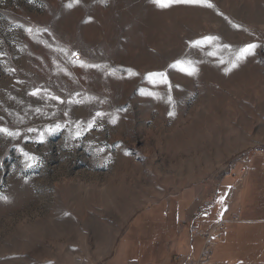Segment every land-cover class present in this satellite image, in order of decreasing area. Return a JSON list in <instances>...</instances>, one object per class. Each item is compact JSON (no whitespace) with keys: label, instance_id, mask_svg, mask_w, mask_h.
Returning <instances> with one entry per match:
<instances>
[{"label":"rangeland","instance_id":"374dc122","mask_svg":"<svg viewBox=\"0 0 264 264\" xmlns=\"http://www.w3.org/2000/svg\"><path fill=\"white\" fill-rule=\"evenodd\" d=\"M208 2L0 0V264H104L146 206L241 186L264 0Z\"/></svg>","mask_w":264,"mask_h":264},{"label":"crops","instance_id":"0c3cea01","mask_svg":"<svg viewBox=\"0 0 264 264\" xmlns=\"http://www.w3.org/2000/svg\"><path fill=\"white\" fill-rule=\"evenodd\" d=\"M225 177L234 182L225 185L222 209L217 195L207 201L210 209H200L191 190L148 205L132 216L103 263L177 264L178 255L198 257L204 238L193 234L191 227L208 231L215 221L222 220L219 238L214 237V262L264 264V150L252 157L241 186L235 188L236 180Z\"/></svg>","mask_w":264,"mask_h":264},{"label":"built area","instance_id":"2783aa9c","mask_svg":"<svg viewBox=\"0 0 264 264\" xmlns=\"http://www.w3.org/2000/svg\"><path fill=\"white\" fill-rule=\"evenodd\" d=\"M263 147H254L250 150L244 151L238 158V166H239V174L240 180L239 182L246 177L251 159L254 155H259L263 153ZM236 163V164H237ZM233 188L230 189V191ZM196 201H199L198 198H195ZM211 205L207 204L202 206L203 210L210 209ZM223 221H215L208 231H203L200 227H191V232L195 235L202 236L204 238V243L201 249V252L198 257H194L191 253L181 254L176 257L177 264H216L213 260V252H214V237L219 238V232L222 228Z\"/></svg>","mask_w":264,"mask_h":264},{"label":"snow or ice","instance_id":"6c2138e0","mask_svg":"<svg viewBox=\"0 0 264 264\" xmlns=\"http://www.w3.org/2000/svg\"><path fill=\"white\" fill-rule=\"evenodd\" d=\"M76 2H79V0H76ZM171 2H173V0H153V3L157 4V6L162 7V8L168 7L169 3H171ZM175 2L191 3V4H203L204 6H207V7H213V5L208 2V0H175ZM69 7H71V5H69ZM214 39H215V37H205L204 42H211ZM195 43L200 44L201 42L197 41ZM255 47H256V45H253V44L247 45L246 48L241 49L240 57L242 58L245 54H249L252 51V49H254ZM182 70L189 71V74H191V71H192V70H188V69H182ZM33 94L35 95V93H33ZM171 114L172 113H170V115ZM89 127H91V124L89 125ZM57 128H59V125H57ZM0 132H4L9 136L15 135V133L9 132L7 129H0ZM25 155H27V154H25ZM29 159L31 160V159H35V158L29 157ZM0 199H6V197H0Z\"/></svg>","mask_w":264,"mask_h":264}]
</instances>
